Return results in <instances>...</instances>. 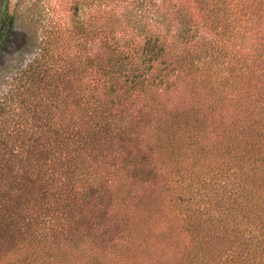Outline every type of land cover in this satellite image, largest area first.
I'll return each mask as SVG.
<instances>
[{"label": "trees", "instance_id": "obj_1", "mask_svg": "<svg viewBox=\"0 0 264 264\" xmlns=\"http://www.w3.org/2000/svg\"><path fill=\"white\" fill-rule=\"evenodd\" d=\"M89 1L76 55L47 35L0 91V264H264V0L188 48Z\"/></svg>", "mask_w": 264, "mask_h": 264}, {"label": "rangeland", "instance_id": "obj_2", "mask_svg": "<svg viewBox=\"0 0 264 264\" xmlns=\"http://www.w3.org/2000/svg\"><path fill=\"white\" fill-rule=\"evenodd\" d=\"M145 1L149 3V7L150 4L152 6L147 19L153 16L154 21L158 19L168 25L172 34L178 32L189 39L187 43L179 42L180 48L191 47L201 37L206 38L228 28L229 21H225L227 14L221 12L223 4L232 6L240 3L238 0ZM9 4L14 12L15 31L0 53V91L6 88L7 81L10 82L21 68L36 57L41 39L47 35L57 37L56 43L61 37V42L67 44L64 46L65 50L76 55L75 50L77 52L78 49L75 44L79 41L81 32L76 29L77 22L84 21L86 25L91 15L89 0H9ZM245 5H248L247 10L243 9L245 29L259 31L263 28L259 15L250 5V0H245ZM166 60L170 62L172 59L166 56ZM168 77L173 79L174 72L169 71Z\"/></svg>", "mask_w": 264, "mask_h": 264}]
</instances>
